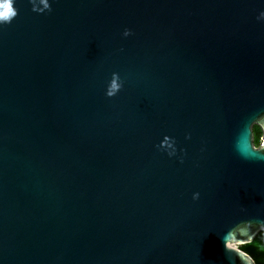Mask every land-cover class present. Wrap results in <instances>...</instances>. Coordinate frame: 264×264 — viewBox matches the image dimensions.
Instances as JSON below:
<instances>
[{
  "label": "water",
  "instance_id": "95a60500",
  "mask_svg": "<svg viewBox=\"0 0 264 264\" xmlns=\"http://www.w3.org/2000/svg\"><path fill=\"white\" fill-rule=\"evenodd\" d=\"M51 3L0 25V264H240L222 238L264 220V0Z\"/></svg>",
  "mask_w": 264,
  "mask_h": 264
},
{
  "label": "clouds",
  "instance_id": "9594fccd",
  "mask_svg": "<svg viewBox=\"0 0 264 264\" xmlns=\"http://www.w3.org/2000/svg\"><path fill=\"white\" fill-rule=\"evenodd\" d=\"M30 2L32 4V10L35 12L43 13L46 10L51 11L52 9L51 0H30ZM14 4L15 0H0V25L11 23L13 18L17 16L18 9ZM257 19L264 20V9L259 11ZM131 32L132 29L125 28L123 35L127 37ZM123 86L124 83L121 81L119 74L114 72L111 80L106 85L105 95L108 97L116 96ZM261 125H264V111H260L249 125L251 130L250 148L254 152H264V137L257 138L252 134L253 128ZM190 135L191 133H188L187 137L190 138ZM163 144L167 145L166 149H163L160 143L157 145V148L166 151L170 157L177 154V142L175 137L166 135ZM236 144L238 150L247 156L248 145L242 143L239 139ZM180 151L183 152L184 150L181 149ZM179 158L183 161V156H180ZM199 196V192L193 193V199H198ZM253 229H255V231H253ZM258 232H264V220L241 219L228 228L222 240L225 248L237 255L240 264H257V258L243 246L252 242Z\"/></svg>",
  "mask_w": 264,
  "mask_h": 264
},
{
  "label": "trees",
  "instance_id": "16d2710c",
  "mask_svg": "<svg viewBox=\"0 0 264 264\" xmlns=\"http://www.w3.org/2000/svg\"><path fill=\"white\" fill-rule=\"evenodd\" d=\"M261 129L254 127V136L260 137ZM246 250L251 252L257 258V264H264V232H260L253 242L246 244Z\"/></svg>",
  "mask_w": 264,
  "mask_h": 264
},
{
  "label": "rangeland",
  "instance_id": "374dc122",
  "mask_svg": "<svg viewBox=\"0 0 264 264\" xmlns=\"http://www.w3.org/2000/svg\"><path fill=\"white\" fill-rule=\"evenodd\" d=\"M260 137H262V132H260ZM246 249V245L243 246Z\"/></svg>",
  "mask_w": 264,
  "mask_h": 264
}]
</instances>
